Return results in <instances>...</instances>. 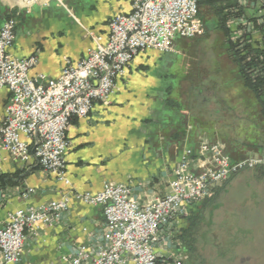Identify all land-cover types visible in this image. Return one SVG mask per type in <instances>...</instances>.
Segmentation results:
<instances>
[{"label":"crops","instance_id":"1","mask_svg":"<svg viewBox=\"0 0 264 264\" xmlns=\"http://www.w3.org/2000/svg\"><path fill=\"white\" fill-rule=\"evenodd\" d=\"M66 5L49 0L26 11L19 0H0V27L9 10L15 9L17 16L15 39L8 53L16 58L36 55L29 76L37 82L57 77L66 58L76 61L86 57L95 45L93 35L105 41L109 20L117 13L130 12L132 0H80ZM236 29L231 25L234 34ZM178 39L170 54L183 58L186 53L178 47ZM224 40L222 35V47L210 49L206 68L185 74L188 79L182 76L189 82L186 89L178 74L173 85L168 83L174 68L170 61L163 62L162 51L151 49L135 56L107 101L96 100L86 116L71 118L66 129L69 146L64 153L68 183L41 170L32 159H15L1 150L0 226L10 212L57 200L68 192L95 193L105 181L129 184L134 198L144 204L169 192L173 168L183 150L192 153L191 169L201 167L204 160L197 150L203 141L222 144L223 152L233 160L263 151L264 99L258 100L246 86ZM161 94L175 101L176 107L163 101ZM10 95L7 88H0V124ZM162 105L174 109L173 120L166 124L161 122ZM231 178L215 184L208 196L190 205L188 214L180 216L170 232L162 230L158 256L172 251L188 257L186 239H180L182 231L192 232L193 252L196 234L214 230L215 214H246L232 211L243 207L238 195L230 203L224 201ZM238 223V219L227 218L220 220L218 227L227 225L224 229L229 232L233 227L236 230ZM103 230L102 208L72 199L59 220L27 229L21 260L7 264H66V258L81 244L94 252ZM228 260L232 263L234 258Z\"/></svg>","mask_w":264,"mask_h":264},{"label":"built area","instance_id":"2","mask_svg":"<svg viewBox=\"0 0 264 264\" xmlns=\"http://www.w3.org/2000/svg\"><path fill=\"white\" fill-rule=\"evenodd\" d=\"M47 1L19 0L26 11ZM108 25L107 39L93 35L95 45L86 57L66 58L57 77L37 82L29 76L36 55L16 58L8 53L15 39V18L2 24L0 88H7L11 95L0 124V151L15 159H32L41 170L68 183L64 153L71 118L86 116L96 100L107 101L136 55L151 49L171 51L176 39L203 31L197 0H132L130 12L115 14ZM197 156L204 163L193 170L192 153L183 150L173 168L169 192L144 204L134 198L129 184L105 181L95 193L68 192L57 200L10 212L0 226V264L18 263L26 230L59 220L72 199L100 206L104 230L94 252L81 244L66 264H157L156 249L164 228L170 232L176 220L188 214L190 205L208 196L215 184L240 170L264 167V150L233 160L218 142H201ZM182 257L177 254L172 264H181Z\"/></svg>","mask_w":264,"mask_h":264},{"label":"rangeland","instance_id":"3","mask_svg":"<svg viewBox=\"0 0 264 264\" xmlns=\"http://www.w3.org/2000/svg\"><path fill=\"white\" fill-rule=\"evenodd\" d=\"M241 2L242 4H249V8L246 9L242 17L238 18L237 22L232 23V25H236V28L240 23H247L246 15L260 16L264 13V0L254 2L242 0ZM59 4L67 8L63 1L60 0ZM240 20L242 22H239ZM249 24L251 26H248L253 29L254 24L252 22ZM236 31H239V29H236ZM177 45L186 54L183 58L175 53L170 55V62L174 70L170 72L173 77L168 76V83L172 85L177 79V74L178 78L183 80L185 74L196 70V68L200 70L206 68L209 62H207V56L210 49L222 47V35L212 29L205 31L203 28L202 33L193 38H179ZM199 73L201 72L199 71ZM186 78L184 80L188 79ZM187 81L183 83L184 89L189 84ZM231 176L228 192L223 195L224 201L230 203L232 198H236L238 195L237 199L240 200L244 208L241 206L238 209H232V211H247L246 214H231V216L220 213L215 214L213 216L214 224L212 225L214 230L210 229L208 232V230L203 229L196 234L198 239L192 257L186 255V258L184 257L185 253L181 252L179 255H184L180 258L181 264H264V179L257 178L249 169L240 170ZM227 218L230 221L238 219L240 228L236 227L235 230V227H233L229 232L224 229L227 225L219 228L220 220ZM177 254L171 251L170 254L158 256L157 264H172V259ZM230 258H234L232 263L228 260Z\"/></svg>","mask_w":264,"mask_h":264},{"label":"trees","instance_id":"4","mask_svg":"<svg viewBox=\"0 0 264 264\" xmlns=\"http://www.w3.org/2000/svg\"><path fill=\"white\" fill-rule=\"evenodd\" d=\"M240 1L242 0H197L198 17L205 31L217 30L224 36V44L238 67L239 75L261 101L264 99V13L260 16L246 15L247 23H240L237 28L239 31L234 34L231 30L232 23L237 22L249 8V4H242ZM15 13V9L9 10L7 18L17 17ZM21 15L22 12L19 13ZM251 22L254 24L253 29L248 26H251ZM167 103L170 107H176L175 101L169 98ZM252 171L264 179L263 166H256ZM191 235L192 232L188 229L180 235V239H186L188 257L193 254L190 248L193 243Z\"/></svg>","mask_w":264,"mask_h":264},{"label":"water","instance_id":"5","mask_svg":"<svg viewBox=\"0 0 264 264\" xmlns=\"http://www.w3.org/2000/svg\"><path fill=\"white\" fill-rule=\"evenodd\" d=\"M63 2L65 4H68V5H71V4H77V3H80V0H63ZM170 51L168 52H163V55L161 56L163 60V62H169L171 61L170 59ZM161 98L163 101H166L168 99V96H165L163 94H161ZM174 109L173 108H170L169 106H166V105H162V108H161V122L163 124H166L168 123L170 120H173L174 118Z\"/></svg>","mask_w":264,"mask_h":264}]
</instances>
